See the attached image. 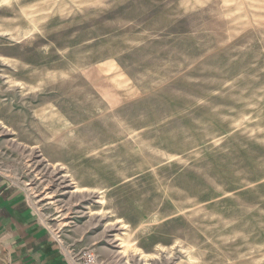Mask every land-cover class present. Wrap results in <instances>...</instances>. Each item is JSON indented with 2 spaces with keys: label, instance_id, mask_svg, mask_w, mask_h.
Instances as JSON below:
<instances>
[{
  "label": "rangeland",
  "instance_id": "obj_1",
  "mask_svg": "<svg viewBox=\"0 0 264 264\" xmlns=\"http://www.w3.org/2000/svg\"><path fill=\"white\" fill-rule=\"evenodd\" d=\"M0 172L66 252L264 264V0H0Z\"/></svg>",
  "mask_w": 264,
  "mask_h": 264
},
{
  "label": "crops",
  "instance_id": "obj_2",
  "mask_svg": "<svg viewBox=\"0 0 264 264\" xmlns=\"http://www.w3.org/2000/svg\"><path fill=\"white\" fill-rule=\"evenodd\" d=\"M0 264H73L21 186L0 172Z\"/></svg>",
  "mask_w": 264,
  "mask_h": 264
},
{
  "label": "built area",
  "instance_id": "obj_3",
  "mask_svg": "<svg viewBox=\"0 0 264 264\" xmlns=\"http://www.w3.org/2000/svg\"><path fill=\"white\" fill-rule=\"evenodd\" d=\"M70 260L73 264H103L101 260L98 259L94 249L83 247L77 252H67Z\"/></svg>",
  "mask_w": 264,
  "mask_h": 264
}]
</instances>
